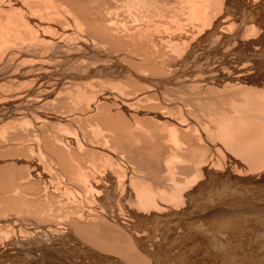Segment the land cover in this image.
<instances>
[{
    "label": "bare ground",
    "instance_id": "bare-ground-1",
    "mask_svg": "<svg viewBox=\"0 0 264 264\" xmlns=\"http://www.w3.org/2000/svg\"><path fill=\"white\" fill-rule=\"evenodd\" d=\"M20 1L0 0L3 207L64 217L0 214V264H264V0H157L189 36L154 15L135 51ZM63 91L103 119L41 110Z\"/></svg>",
    "mask_w": 264,
    "mask_h": 264
},
{
    "label": "rangeland",
    "instance_id": "rangeland-1",
    "mask_svg": "<svg viewBox=\"0 0 264 264\" xmlns=\"http://www.w3.org/2000/svg\"><path fill=\"white\" fill-rule=\"evenodd\" d=\"M17 1L21 2L20 0H17ZM26 1L29 2L32 0H26ZM66 1H68V0H63L62 1L63 4L60 3V5L62 7L69 8L70 10H72V12L77 17L82 19V21H87L91 26H89L90 29H86V32L89 33V35L91 37L99 39L98 41L103 40L104 42H107V44L111 47V48L109 47L110 49L119 50L121 48H130V51H135V49H139L140 47H145L144 45H145V42L148 41L147 39H144L145 40V42H144V40H140V37L134 38L132 35H133V33H135V31H138L141 28H143V29H141V31L146 30L148 25H149V24H147L148 20H149L150 25L156 24V23L161 24V25H165L164 30H163L165 34L167 32H173V30H176V32L180 35H185V37L189 36V34L186 32V30L183 26L186 22L189 23V18L187 16H185L186 17L185 18L182 15V13L179 11L181 8L178 7L176 9L177 6H175V5H174V7L169 6V8L168 7L163 8V6L159 7L160 5L159 6L155 5L157 0H69V2H66ZM22 2H23V0H22ZM164 3H165V1H164ZM22 4L24 5V3H22ZM158 9H163V10L166 9V12L163 13L162 10H158ZM160 13H163L162 18H160V16H161ZM165 13L168 14L169 16H166V17L163 16ZM48 14H51V11H49ZM154 15H155V20L154 19L152 20L151 18H154ZM157 17H158V19H157ZM166 18L168 20H166ZM151 20L153 21V23ZM118 24H119V28H118ZM122 24L123 25L125 24V26L120 27V26H123ZM135 26H136V28H135ZM86 28H88V27H86ZM124 29H125V31H124ZM180 29H182V32H180ZM118 32L121 34H124L123 38H122L121 34H119ZM130 32H131V34H130ZM115 34H118V37H116ZM104 38H106V39H104ZM120 39H121V41H120ZM139 40H140V42H139ZM136 47H138V48H136ZM11 89L12 88H9V93H10ZM6 90H8V88L4 89V91H6ZM68 92L69 91H67V92L63 91L62 93H59L60 96L59 95H57V97L54 96V100L51 101L50 105L45 104V105H43L44 107L41 106V110L43 112L46 111V113H49L51 115L55 114L58 116L69 117V119L74 118L73 121L75 123H77L76 125L79 126V129H80V131H82V133L85 132L88 121H93L96 118L99 120L103 119L102 117H100L101 119L98 118V115H95L93 117L91 115V113L89 112V110H87L88 109L86 106L87 102H86V98L84 97V95H82V96H80V98L76 99L74 97V93H70L71 99H72L71 100L70 94ZM4 93H8V92H4ZM43 93H44V91L41 92V94H43ZM66 93H67V95H66ZM66 100L67 101L69 100V102L67 103ZM70 100L73 101L74 103L73 102L71 103ZM82 101H84V102H82ZM64 104L66 105V107H64L65 106ZM60 107H62V108H60ZM99 116H101L100 113H99ZM51 124H52V122H51ZM57 125L58 124H55V126H57ZM60 127H62V126H60ZM53 130H55V127H53ZM56 131H58V130L56 129ZM28 132H29L28 134H30L31 136L33 135V134H31L32 132H30V131H28ZM182 133H187V132H182ZM188 137L192 138L191 134H189ZM190 145L193 146V144H190ZM165 152H166V149L164 150L163 153H165ZM2 154H3V152L0 151V156ZM0 159H2V157H0ZM0 177L2 178L1 175H0ZM0 185H1L0 186V197H1L0 198V214L13 212V214L16 217H18V216L23 217L25 215V217L27 216L28 219L30 218V220H32V221H37V217L34 216V214L32 212L38 211L40 209V206H42L43 208L52 206L51 204L46 205L45 203H42L40 201L38 205H35V208L31 207L30 209H28L29 206L33 205V203H35L37 201V199H36L37 197L32 196V195L31 196L26 195V197L24 199H22V203H20L21 205L20 204L17 205V207H16L17 209L15 208L13 210L12 209L13 207L10 210L5 209L3 206L6 202H4V201L8 200L7 198L12 199L14 197V195L12 196V193L9 194L8 190H7V192H8V195H7L6 190H5V188L8 187L7 184L3 183ZM17 187L20 188L19 186H17ZM3 190H5V191H3ZM5 195H7V196H5ZM2 196L3 197L5 196L4 199ZM33 197H34V199H33ZM29 202H32V203L29 204ZM19 206H21V207H19ZM8 207H10V205H8ZM19 209H21V210L19 211ZM35 209H37V210H35ZM56 209H57L56 205L52 206V212L48 216L49 222L55 223V224L59 220V219H57V216L58 217L61 216L62 218L64 217V216H62L61 213L59 215H55V212H57V211H55ZM28 210L29 211L31 210L30 211L31 213ZM53 211H55V212L53 213ZM14 212H16V214ZM53 215H55V216H53ZM63 215H66V214L63 213ZM65 220H67V221H65ZM65 220L64 221L66 223L68 221L71 223L72 218L68 217L67 219L65 218ZM112 250L115 252H118L119 254H122V255H124L123 253L125 252L123 245L120 246L119 248L114 247Z\"/></svg>",
    "mask_w": 264,
    "mask_h": 264
}]
</instances>
